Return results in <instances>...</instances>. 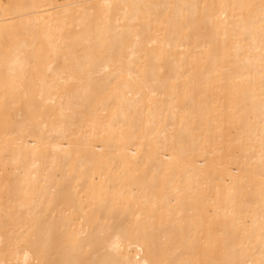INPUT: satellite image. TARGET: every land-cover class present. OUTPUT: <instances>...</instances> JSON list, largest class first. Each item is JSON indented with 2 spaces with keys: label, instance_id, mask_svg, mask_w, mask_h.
<instances>
[{
  "label": "bare ground",
  "instance_id": "1",
  "mask_svg": "<svg viewBox=\"0 0 264 264\" xmlns=\"http://www.w3.org/2000/svg\"><path fill=\"white\" fill-rule=\"evenodd\" d=\"M0 264H264V0H0Z\"/></svg>",
  "mask_w": 264,
  "mask_h": 264
},
{
  "label": "rangeland",
  "instance_id": "2",
  "mask_svg": "<svg viewBox=\"0 0 264 264\" xmlns=\"http://www.w3.org/2000/svg\"><path fill=\"white\" fill-rule=\"evenodd\" d=\"M4 1H6V0H4Z\"/></svg>",
  "mask_w": 264,
  "mask_h": 264
}]
</instances>
